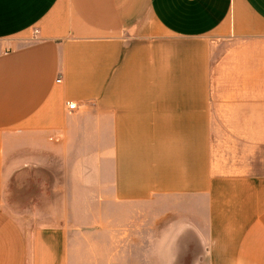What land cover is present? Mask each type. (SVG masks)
Here are the masks:
<instances>
[{"label": "crops", "instance_id": "crops-1", "mask_svg": "<svg viewBox=\"0 0 264 264\" xmlns=\"http://www.w3.org/2000/svg\"><path fill=\"white\" fill-rule=\"evenodd\" d=\"M84 128L93 221L17 217L16 139ZM0 264H264V0H0Z\"/></svg>", "mask_w": 264, "mask_h": 264}, {"label": "rangeland", "instance_id": "rangeland-1", "mask_svg": "<svg viewBox=\"0 0 264 264\" xmlns=\"http://www.w3.org/2000/svg\"><path fill=\"white\" fill-rule=\"evenodd\" d=\"M87 131V128L79 129L78 134L66 138L61 148L50 146L45 151H40L37 143L22 144L25 139L38 141L39 136L16 139L14 148L22 151L16 156L29 151L31 161L41 160L46 165V171L41 170L39 165L17 166L5 185L6 207L16 216L22 211L39 215L57 211L62 213V220L68 225L92 222L96 209L102 207L101 201L96 199L101 190V167L97 168L92 162L98 159L96 153L79 149L91 142L96 145L100 137L90 136ZM177 197L165 195L158 200V206L172 208L186 203ZM45 218L47 216L43 215L34 219Z\"/></svg>", "mask_w": 264, "mask_h": 264}, {"label": "built area", "instance_id": "built-area-1", "mask_svg": "<svg viewBox=\"0 0 264 264\" xmlns=\"http://www.w3.org/2000/svg\"><path fill=\"white\" fill-rule=\"evenodd\" d=\"M60 78H58L57 80H59ZM66 107L69 110H75L79 107V104L76 101H72V100H66Z\"/></svg>", "mask_w": 264, "mask_h": 264}]
</instances>
